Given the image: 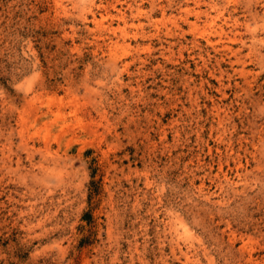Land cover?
Masks as SVG:
<instances>
[{
    "label": "rangeland",
    "instance_id": "obj_1",
    "mask_svg": "<svg viewBox=\"0 0 264 264\" xmlns=\"http://www.w3.org/2000/svg\"><path fill=\"white\" fill-rule=\"evenodd\" d=\"M0 264H264V0H0Z\"/></svg>",
    "mask_w": 264,
    "mask_h": 264
}]
</instances>
